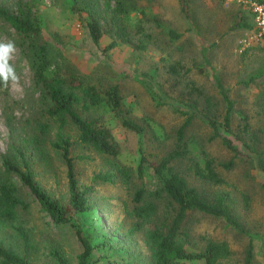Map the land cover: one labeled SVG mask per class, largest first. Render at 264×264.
Segmentation results:
<instances>
[{
	"label": "rangeland",
	"instance_id": "rangeland-1",
	"mask_svg": "<svg viewBox=\"0 0 264 264\" xmlns=\"http://www.w3.org/2000/svg\"><path fill=\"white\" fill-rule=\"evenodd\" d=\"M16 1L0 0V4L13 9ZM29 1L39 16L42 37L62 55L60 66L84 76L101 92L117 85L122 98L119 112L142 126L138 133L122 125L119 112L105 101L80 112L85 117L99 116L110 128L117 146L116 155L83 149L89 158L76 161L80 183H91L96 171L110 170L117 174L115 182L92 181V207L77 216L83 233L95 245L87 264H109L113 257L124 264H154L143 232H130L135 218L126 213L124 202L132 204L133 191L140 184L135 172L139 145L143 144L155 158L174 148L176 130L184 118L180 110L189 104L195 105L197 113L185 131L190 154L200 159L202 151L208 152L215 159L216 169L230 184H216L195 176L186 159L178 163V168L207 199L229 190L236 200L231 212L239 222L236 228L222 217L193 211L188 223L189 246L202 247L208 238L226 241L230 252L225 263L243 264L251 241L253 264H264V170L258 162L259 156L264 159V37L249 40L255 25L246 7L237 0H186L187 18L178 0ZM93 16L99 19L102 28L97 42L92 40L87 26ZM119 25L126 26L128 40L119 36ZM169 27L181 31L182 36L169 37L166 33ZM9 40L16 45L12 63L19 82L7 88L0 86V177L2 156L20 161L17 147H25L32 133L37 132L38 121L45 119L27 52L16 32L0 20V41ZM113 41L117 43L107 47ZM174 63L183 68L171 71L170 65ZM218 81L234 102L233 132L254 150L251 157H235L230 168L220 162L227 161L232 152L219 137H212L210 124L200 117L208 112L221 121L225 102ZM193 85L213 99L211 107L206 105L203 95L192 89ZM241 114L246 115L247 130H242ZM79 151L81 148H73V153ZM25 155L35 179L66 201L65 167L60 156L54 153L52 167L47 169ZM120 169L128 172V185L122 181ZM13 178L19 182L16 176ZM147 185L151 190L159 188L151 179ZM20 196L33 202L26 186L21 187ZM163 200L159 199L160 205ZM19 218L33 243L30 264H52L49 251L54 247L62 250L69 264H77L82 246L70 225L62 228L50 225L49 218L43 217L34 203ZM11 224L0 223V243L21 250L22 239Z\"/></svg>",
	"mask_w": 264,
	"mask_h": 264
},
{
	"label": "trees",
	"instance_id": "trees-1",
	"mask_svg": "<svg viewBox=\"0 0 264 264\" xmlns=\"http://www.w3.org/2000/svg\"><path fill=\"white\" fill-rule=\"evenodd\" d=\"M181 10L188 18L189 11L186 0H178ZM92 2H94L92 0ZM249 13L248 9L245 8ZM251 16V14L249 13ZM0 20L11 27L17 34L19 42L26 50L31 68L32 81L37 87L39 98L43 103L44 120L37 123V132H33L23 148L17 147L20 161L12 157L2 156L3 175L0 177V223L12 222V227L22 239L23 248L14 249L0 243L1 264H30L29 254L32 241L29 232L20 224L19 216L23 210H28L34 203L47 222L57 228L70 225L76 239L81 243L82 250L77 254V264H87L95 245L91 244L83 233L77 216L80 212L92 207L90 200L93 192L92 181L115 182L117 174L110 170L92 173L91 183H80L77 177L76 161L88 159L89 155L83 149H90L101 154L116 155L117 146L110 128L99 116L85 117L80 112L88 111L92 106L103 101L109 103L117 112L122 110V98L118 86L114 85L101 92L95 84L84 76L72 70H64L59 59L62 55L52 47L47 39L42 37L39 16L29 0H17L13 9L0 4ZM90 36L97 42L102 28L97 17L93 16L87 23ZM119 36L128 40L126 26L119 25ZM166 33L172 39L182 36L181 31L169 27ZM117 42L107 45L112 47ZM183 67L179 63L170 65V70L179 72ZM219 92L225 102L222 119L217 120L208 112L200 115L212 128V137H219L221 142L232 152V156L220 165L230 168L234 158L253 156V148L233 132L231 127L234 102L228 90L218 81ZM192 89L204 97L208 107L213 99L204 95L203 91L193 85ZM191 106V107H190ZM194 104L181 109L184 118L176 130V144L166 154L159 158L149 154L143 144L139 145V158L135 168L140 184L132 194V204L125 203L126 213L135 218L130 232L142 231L147 244L148 255L154 264H184L187 261H198V264H226L224 259L230 248L226 241L206 239L202 247L190 248V229L188 223L193 211L224 218L230 225L239 227V222L231 212L236 200L229 190H222L211 199L205 198L195 185L189 183L186 176L178 168V163L186 159L187 167L199 178L212 183L228 185L230 182L216 169L215 159L205 150L200 159L190 154L185 131L192 123L197 113ZM242 130H247L246 115ZM122 125L140 133L142 126L119 112ZM73 131V132H72ZM73 148L81 151L73 153ZM39 161L45 168L52 167L53 154L57 153L65 167V178L68 196L63 201L60 197L44 188L31 169V162ZM191 155V156H190ZM259 165L264 170V159L259 156ZM121 179L125 185L130 182L126 170L120 169ZM14 176L19 182H15ZM154 180L159 188L149 189L147 182ZM264 185V181H263ZM26 186L32 196V201H26L20 196L21 187ZM163 203L160 205L159 199ZM247 200V196L243 194ZM52 264H69V259L58 247L49 251ZM109 264H124L118 257H113ZM243 264H253V245L249 242Z\"/></svg>",
	"mask_w": 264,
	"mask_h": 264
},
{
	"label": "clouds",
	"instance_id": "clouds-1",
	"mask_svg": "<svg viewBox=\"0 0 264 264\" xmlns=\"http://www.w3.org/2000/svg\"><path fill=\"white\" fill-rule=\"evenodd\" d=\"M15 52L16 45L14 41H0V86L4 88L19 82L15 65L12 63Z\"/></svg>",
	"mask_w": 264,
	"mask_h": 264
},
{
	"label": "built area",
	"instance_id": "built-area-1",
	"mask_svg": "<svg viewBox=\"0 0 264 264\" xmlns=\"http://www.w3.org/2000/svg\"><path fill=\"white\" fill-rule=\"evenodd\" d=\"M245 6L252 16L255 29L249 40L253 37L261 39L264 37V0H237Z\"/></svg>",
	"mask_w": 264,
	"mask_h": 264
}]
</instances>
